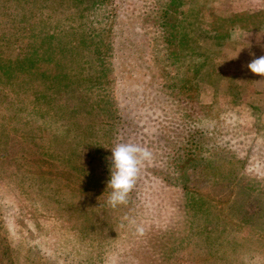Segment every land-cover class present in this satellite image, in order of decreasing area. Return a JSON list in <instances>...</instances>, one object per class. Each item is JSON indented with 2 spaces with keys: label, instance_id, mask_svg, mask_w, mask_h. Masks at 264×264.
<instances>
[{
  "label": "rangeland",
  "instance_id": "rangeland-1",
  "mask_svg": "<svg viewBox=\"0 0 264 264\" xmlns=\"http://www.w3.org/2000/svg\"><path fill=\"white\" fill-rule=\"evenodd\" d=\"M164 7L216 67L200 95L210 119L187 131L158 94V66L184 80L158 36ZM260 56L264 0H0V264H264V77L247 68ZM191 132L248 149L246 166L175 165ZM120 142L154 158L112 208Z\"/></svg>",
  "mask_w": 264,
  "mask_h": 264
},
{
  "label": "trees",
  "instance_id": "trees-1",
  "mask_svg": "<svg viewBox=\"0 0 264 264\" xmlns=\"http://www.w3.org/2000/svg\"><path fill=\"white\" fill-rule=\"evenodd\" d=\"M162 10L163 11L159 15L162 22L157 21L162 24V29H160L162 31H160L158 36L162 34L160 38L165 41L169 49L167 66L176 69L178 71V77L184 78V80L181 83L173 82L176 78H172L171 71L165 70L162 73H159L160 68L158 66V84L162 80H165V83L160 87L161 89L158 91V94H167L172 97L175 102L173 103L174 105L179 103L178 107L184 116L183 122L185 123V126H187V131L189 129V121L193 122L194 120L193 125L198 126L204 123L205 119H210L207 117L205 105L203 100H201L200 95L202 94L201 90L203 84L208 83L211 85L214 78L210 73L212 70L216 69V67L214 65H209L205 61L202 62L204 54L200 51L198 39L194 38L189 32H178L175 28L176 25H174L170 19L171 15L169 10L165 9V7ZM141 26H137V28H141ZM137 28L134 26L132 29L133 31L131 32H136ZM154 49H157L156 46ZM150 67L151 66L147 65V68ZM162 77H164V79H162ZM167 78L173 80L168 83L166 81ZM147 85L148 84H143L141 87L147 88ZM125 88H127L126 84L121 86L120 100L122 101H125L126 97V94L123 93ZM137 104L142 106L145 102L144 100H140ZM160 106L163 107V104L158 102V108ZM147 107H151V102L148 103ZM147 107H145L143 113L140 112L143 117L142 120L148 119L147 116L149 113L146 111ZM138 118L139 119L137 121H139L141 117ZM216 120L220 121V119H215L213 121ZM158 126L161 131L165 132L162 120L159 119V114ZM210 132H213V129H211ZM224 133H220V136H224ZM230 134L231 133H228L226 135L229 136ZM194 136L195 132L189 133L185 142L183 144H179L178 147L173 149L171 153L173 157L171 161L172 163L178 166H191V164L204 162L205 166L218 169H222L224 167L231 168V166L237 167L238 165H241V167L246 166V157L249 151L248 149L245 150L246 155L241 156L238 153V150L242 148L237 147L238 145L236 144H230L234 141H230L229 143L228 141L221 142V140H216V142H207L201 141L200 138L194 140ZM250 157V162L252 163L253 157ZM261 178H264V173L261 175Z\"/></svg>",
  "mask_w": 264,
  "mask_h": 264
},
{
  "label": "clouds",
  "instance_id": "clouds-1",
  "mask_svg": "<svg viewBox=\"0 0 264 264\" xmlns=\"http://www.w3.org/2000/svg\"><path fill=\"white\" fill-rule=\"evenodd\" d=\"M250 55L254 56V53H250ZM247 68L252 73L264 77V56L251 60V62L247 64ZM110 149L111 156L107 158L110 171L107 188L111 189V191L106 203L110 207L116 208L120 205H127L129 203L130 193L136 187L137 181L140 178L142 166L147 162H151L154 158V154L147 147L133 142H120ZM125 222L127 226L134 227L138 235H143V226L137 224L134 218L125 216L121 227L125 226Z\"/></svg>",
  "mask_w": 264,
  "mask_h": 264
}]
</instances>
